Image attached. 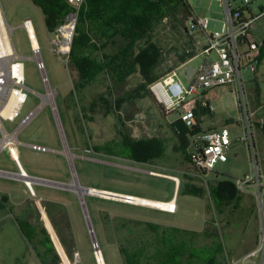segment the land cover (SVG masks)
<instances>
[{
	"label": "rangeland",
	"instance_id": "rangeland-1",
	"mask_svg": "<svg viewBox=\"0 0 264 264\" xmlns=\"http://www.w3.org/2000/svg\"><path fill=\"white\" fill-rule=\"evenodd\" d=\"M187 1L193 18L208 19V32L221 30L224 17L217 3L209 0ZM240 1L237 0L238 3ZM260 5L264 7V0H253L250 4L251 13L258 14ZM0 6L7 25L14 28L11 39L15 52L22 58L24 86L27 88V99L15 121L2 124L7 132L17 129L15 139L20 144H15L14 147L29 175L67 184L75 178L81 187L160 202L172 197L175 183L169 176L179 181L180 189L176 192L177 211L172 214L163 213L154 207L92 195L84 196L83 206L82 203L80 205L78 196L65 187H54L48 184L34 185L36 198L30 197L24 207L27 209L32 230L43 229L49 239L51 238L50 242L55 246L54 252L60 256H58V264H63L61 253L68 264H96L82 208L84 215L85 213L88 215L95 241L105 264H123L115 244L117 242L120 247L122 239L117 235L116 226L120 227L123 224L122 218L139 219L167 228L197 232L203 229L205 220L209 219L218 231V241L222 246L223 254L217 256L216 260L224 259V264H264V252L246 258V255L257 247L264 216L254 199L255 190L240 192L241 200L238 207L235 209L230 206L223 213H219L213 207L209 196L210 186L216 181L228 179L233 182L236 179H242L250 172L251 152L257 156L264 177V134L255 126L249 141L244 143L239 140L244 133L240 123L239 100L233 87L220 86L208 92L207 99L212 112L203 115L200 111L203 108H196V126L190 131L193 135H189V145L185 149L171 128V124L178 121L176 112H165L152 92L142 99L124 104L117 113L105 115L103 109L97 108L94 113H88L92 121L82 119L80 124L76 125L75 119L80 109L88 107L90 101L99 95L106 94L107 83L100 76L96 82L82 91L78 105L74 104L67 96L72 90V82L76 75L69 64L61 62L52 52L50 45L52 32L47 31L40 8L34 6L30 0H0ZM25 19L31 21L34 38L40 49L51 89L55 91V105L60 120L58 126L49 106L40 107L42 102L40 95L43 94L44 88L35 63L31 60L32 52L27 33L21 27ZM190 26L191 21H189ZM253 35L257 41L264 39V16L256 22ZM191 36V41L199 42L200 45L194 47L196 56L188 62V66L198 69L206 60L202 50L206 47L207 41L205 34L197 26L192 27ZM157 39L164 49L163 57L169 59L166 65L173 67L172 61L175 58L173 48H180L181 42L167 35H161ZM214 58L215 54L211 53L206 61ZM183 68L178 70V75L182 83L186 84ZM263 71V68L259 69L258 74L262 77L256 82H249L247 88L250 106L253 110H257L256 117L259 120L264 118ZM139 81L138 75H134L113 92L117 96L124 95ZM79 126L83 131L79 129ZM220 128H226L230 133L231 145L227 152L228 160L225 163H218L213 172L203 176L194 168L190 159L188 161V158L190 154L197 153L195 141L199 135ZM120 129H125L127 134L138 139L158 138L163 145L161 158L155 159L151 164H143L93 151V146L118 140ZM16 152L14 151L13 156L17 155ZM0 170L7 172L16 170L7 149H0ZM15 173L18 174V171ZM154 173L161 175H154ZM8 178L13 177L0 176V188L7 187L9 191L7 192L6 189L5 192L10 196L27 199L25 189L18 185L17 181ZM193 189L201 194L199 196L191 194L190 190ZM250 199L251 201H248ZM35 200H39L44 209L41 212L42 219ZM231 213L233 214L229 218ZM16 219L19 222L23 219L18 212ZM48 220L52 221L63 245L70 249L69 258L65 255ZM10 227L8 222L0 225V261L14 263L15 259L23 253V241L17 238ZM214 242V240L211 242L206 251L201 246L193 244V253L212 259L215 252Z\"/></svg>",
	"mask_w": 264,
	"mask_h": 264
},
{
	"label": "trees",
	"instance_id": "trees-1",
	"mask_svg": "<svg viewBox=\"0 0 264 264\" xmlns=\"http://www.w3.org/2000/svg\"><path fill=\"white\" fill-rule=\"evenodd\" d=\"M30 2L40 8L49 33L63 23L70 11L64 0ZM196 26L197 19L192 17L187 0H84L78 13L68 57L67 64L76 78L67 98L78 105L82 91L100 76L107 83L108 91L90 101L88 107L80 109L75 119L76 125H79L82 119L92 121L88 113H94L97 108L103 109L104 114L109 115L112 112L117 113L124 104L144 98L153 83L173 68L193 59L196 51L195 42L191 41V29ZM161 35L177 38V41L181 42L180 48H173V67L166 65L169 59L163 57L164 49L157 39ZM263 57L264 39L261 44V58ZM134 75H138L139 83L124 95H115L113 91ZM200 111L203 115L208 112L205 109ZM171 128L181 146L187 148L189 135L193 133L179 120L172 123ZM79 129L83 131L80 126ZM119 134L118 140L93 146V151L143 164H151L155 159L161 158L163 145L158 138H134L127 134L125 129H120ZM190 193L195 196L201 194L195 189L190 190ZM239 194L241 195L234 182L228 179L216 181L209 189L213 207L219 213H223L230 206L236 209L241 200ZM121 220L123 224L116 226V231L122 239L119 253L124 264H224V259L216 260L217 256L223 254L222 246L218 241V231L209 219L201 233L167 228L139 219ZM44 221L47 224L46 219ZM19 225L25 237L31 240L33 233L26 232L27 224ZM40 232L44 236L41 245L46 252L40 259L46 263L45 256L52 253L53 249L45 230ZM213 240L215 252L212 259L193 253V244L206 251ZM58 249L61 252L59 246ZM61 256L62 263L68 264L62 253ZM54 259L53 264L59 258L55 256Z\"/></svg>",
	"mask_w": 264,
	"mask_h": 264
},
{
	"label": "built area",
	"instance_id": "built-area-1",
	"mask_svg": "<svg viewBox=\"0 0 264 264\" xmlns=\"http://www.w3.org/2000/svg\"><path fill=\"white\" fill-rule=\"evenodd\" d=\"M64 1L69 6L70 11L65 16L63 23L51 33L50 45L52 46V52L58 56L60 61L68 63L72 38L75 35L78 21V13L84 4V0ZM209 1L217 3L222 9L224 20L221 30L208 32L209 21L206 18L197 19V27L205 34L207 41L202 54L206 56V60L211 53L215 54V58L210 61L205 60L198 69H194L189 78L186 77V84L182 83L178 75V70L187 64L184 63L153 83L149 87V92L154 94L156 101L163 107L165 112H176L178 120L191 131L196 126L195 112L197 107H201L209 113L212 112V107L207 99L208 92L220 86L233 87L239 100L240 123L244 133L239 140L246 143L253 135L255 126L264 132V118L259 120L256 117V112L250 108L246 86V75L255 77L260 68L264 69V57L261 58L262 41L255 40L253 35L256 30V22L264 16V7L260 6L258 14H252L250 4L253 0H241L240 3L237 0ZM21 27L27 33L32 52L31 60L35 63L44 88L43 94L40 95L42 99L40 107L49 106L52 116L57 122L55 91L51 89L40 49L37 44L34 45L32 42L34 33L31 21L25 19ZM13 29L7 25L0 6V108L8 104L13 93L16 96L18 94L15 102L16 113L7 117L0 115V149L8 150L14 165L18 169V174H24V176H21L23 178L20 179L29 196L36 197L33 187L38 183L33 180L41 179L28 175L21 168L18 158L13 156L14 146L17 144L15 139L17 129L7 132L2 124L3 122L13 123L27 99L22 58L15 52L11 39ZM63 44H66V47ZM199 45V42H195L194 46ZM46 98H48V102L45 101ZM3 134L13 136L14 141H10L7 145L1 147L2 139H4ZM230 145V133L226 128L202 133L195 141L197 153L189 156L191 164L203 176H207L213 172L218 163L227 162V152ZM250 166V172L246 176L233 182L239 192L249 189L255 190L253 195L262 214H264V177L257 156L253 152L250 155ZM0 173L11 174L2 170H0ZM0 176L3 175L0 174ZM96 245L97 243L95 245L94 243L92 244L93 250ZM259 252H264V216L257 247L246 255V258L253 257Z\"/></svg>",
	"mask_w": 264,
	"mask_h": 264
},
{
	"label": "crops",
	"instance_id": "crops-1",
	"mask_svg": "<svg viewBox=\"0 0 264 264\" xmlns=\"http://www.w3.org/2000/svg\"><path fill=\"white\" fill-rule=\"evenodd\" d=\"M260 6L258 7V9H260ZM188 62H186L187 64L183 68L184 70H186L187 67H190V66H188ZM263 73H264V71H263ZM261 77L262 76H259V74H257L255 77L254 76H251V75H248L246 77V82H247V85L246 86H247V88H248L249 82H256ZM250 108H251V106H250ZM263 110H264V106H263ZM254 111L257 114V110H254ZM17 144H20V143L18 142ZM30 147L37 148L35 146H30ZM43 150H46V149H43ZM15 152H16V149H15ZM14 156L18 158V162H19L21 168L26 172L25 168L23 167V165L20 162L18 153H17V155H14ZM15 168H16V166H15ZM17 171H18V169L16 168V170L14 172H10V173L11 174H17V173H15ZM158 175H161V174H158ZM170 177H172V176H169V178ZM8 179L17 181V184L20 185L22 188L25 189L26 196H28V197H27V199H20V198L14 197L12 195L10 196L7 193L9 191L8 188L7 187H1L0 188V225L1 224L2 225L5 224L6 222L9 223V225L11 226L10 228L13 229V231L17 235V238H19V239H21L23 241V243H22L23 244V253H22V255L19 258L15 259L14 263L6 262V261H0V264H53L54 263V260H55L54 257L57 256V254H55V252H54L55 247H54V244L53 243L51 244L52 245V249H53L52 253H48L45 256L46 257V263L42 262L41 259H40L41 255H43V253L45 252V248L41 245V241L43 240L44 236L41 234V232H40V230L38 228H35V230H32V228H31V225L32 224H31V222L29 220V216L27 214V209L24 207L26 205L28 199L30 198V196H29V194H28V192H27V190H26L23 182L20 179H18V178H14V179L13 178H8ZM39 179L44 180V181H49V180H46V179H43V178H39ZM49 182H52V181H49ZM54 183H57V182H54ZM60 184H67V183H60ZM178 184H179V181H178ZM178 184H175L174 185L172 197L169 200H167V201H161L160 202L158 200H149V199H145V198H142V199H145V200L150 201V202H160V203H166V202H169V201H173L174 202V205H175V211H177V206H176V201H177L176 200L177 199L176 198V192H177V189H178ZM6 189H7V192H5ZM68 190H70V189H68ZM70 191H72V190H70ZM100 191H105V190H100ZM251 191L253 192V190H251ZM72 192L74 193V191H72ZM106 192L113 193V194H117V195H124V194L114 193V192H110V191H106ZM253 194H254V192H253ZM134 197H136V196H134ZM137 198H139V197H137ZM254 199H255V197H254ZM118 200H120V199H118ZM147 207L153 208L152 206H147ZM17 212L19 214H21V218H23L22 220H20V222L16 219L17 218ZM41 212H42V210H41ZM162 212L163 213L172 214V213H169V212H166V211H162ZM12 214H14V215L12 216ZM48 221H49V224H50V226H51V228H52V230H53V232H54V234H55V236H56L59 244L61 245V247H62L65 255L67 256V258H69V250L70 249L68 248V246L63 245L60 237L57 234V231H56L55 227L52 224V221L51 220H48ZM205 223H206V220L204 222L203 229L201 231H198V232L197 231H192V232H196V233L203 232ZM19 224H27L26 226L28 227V229L26 230V232L28 231L31 234L33 233V238L31 240H28L25 237V235H24L23 231L21 230ZM116 229H117V227H116ZM187 231H191V230H187ZM115 244H116L117 249H118V252H119V245L117 244V242H115ZM99 251H100V249H99ZM101 256H102V254H101ZM102 259H103V257H102ZM95 261H96V259H95ZM57 262L55 264H58ZM96 264H97V262H96ZM103 264H105L104 263V260H103ZM123 264H124V262H123Z\"/></svg>",
	"mask_w": 264,
	"mask_h": 264
},
{
	"label": "bare ground",
	"instance_id": "bare-ground-1",
	"mask_svg": "<svg viewBox=\"0 0 264 264\" xmlns=\"http://www.w3.org/2000/svg\"><path fill=\"white\" fill-rule=\"evenodd\" d=\"M32 42H33L34 45L37 44L36 41H35V38H33V37H32ZM63 46L66 47V44H63ZM17 98H18V94L16 96V94L13 93L12 96H11L10 101L8 102V104L6 106H3V107L0 108V115L1 116L7 117V116H12L14 113H16L17 107L15 105V102H16ZM45 101L48 102V98H46ZM56 118H57V126H58V123L60 124V120H59V118L57 116H56ZM59 133H60V130H59ZM3 135H4V139H2L1 147H4L5 145H7V143L10 142V141H14V137L13 136H7L6 134H3ZM60 135H61V133H60ZM0 174L1 175H5V176H9V177H13V178H18V179L19 178H23L21 176H24L23 173L21 175L4 174V173H0ZM154 174L158 175L157 173H154ZM170 178H172V180L175 182V184H178V179L177 178H175V177H170ZM33 181L38 183V184H44V185L48 184V185H51V186H54V187H65L66 189L72 190V191H74V193H76V195L78 196V198H79L80 202L83 204V206H84V200H83L84 196L85 195H92V196H100V197H104V198L113 197L114 199H120L123 202L131 203V204H138V205H142V206H152L155 209L163 210V211H166V212H171V213L175 212L174 202L173 201H169V202H166V203L150 202V201H147L145 199L137 198V197H134V196L117 195V194L109 193V192H106V191H100V190L91 189V188L85 189L84 187H81L78 184V182H77V180L75 178H73V180L71 182H69L68 184H60V183H54V182L36 180V179H34ZM33 198H36V197H33ZM35 205H36V207H37V209H38V211L40 213V217L42 219L41 209L43 211H44V209H43V207H41L40 201L39 200H35ZM84 217H86L85 221L88 222L87 224L89 226V235L92 238L93 243L95 245L96 241H95L94 233L92 231V227L90 225L87 213H85ZM94 256H95L97 264H103V259H102L101 253L99 251L98 245H96L95 248H94Z\"/></svg>",
	"mask_w": 264,
	"mask_h": 264
},
{
	"label": "water",
	"instance_id": "water-1",
	"mask_svg": "<svg viewBox=\"0 0 264 264\" xmlns=\"http://www.w3.org/2000/svg\"><path fill=\"white\" fill-rule=\"evenodd\" d=\"M193 68H191V67H187L186 68V70H185V75H186V77L187 78H189V76H190V74H191V72H193ZM16 175H19V174H16ZM20 179V178H19ZM21 180V179H20ZM85 189H88L87 187H84ZM111 198H113V197H111ZM80 205H81V202H80ZM81 208H82V206H81ZM82 214H83V216H84V211H83V208H82ZM84 219H85V217H84ZM86 222V221H85ZM86 226H87V229H88V233H89V226H88V224H87V222H86ZM90 239H91V243L93 244V240H92V238L90 237Z\"/></svg>",
	"mask_w": 264,
	"mask_h": 264
}]
</instances>
